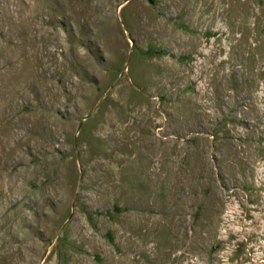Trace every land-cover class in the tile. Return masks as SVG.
Instances as JSON below:
<instances>
[{
  "label": "rangeland",
  "instance_id": "1",
  "mask_svg": "<svg viewBox=\"0 0 264 264\" xmlns=\"http://www.w3.org/2000/svg\"><path fill=\"white\" fill-rule=\"evenodd\" d=\"M0 264H264V0H0Z\"/></svg>",
  "mask_w": 264,
  "mask_h": 264
}]
</instances>
